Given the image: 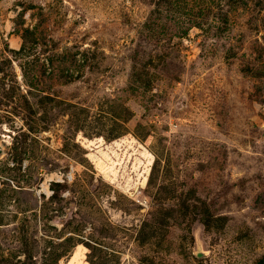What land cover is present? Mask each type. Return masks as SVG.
Listing matches in <instances>:
<instances>
[{
	"label": "rangeland",
	"instance_id": "rangeland-1",
	"mask_svg": "<svg viewBox=\"0 0 264 264\" xmlns=\"http://www.w3.org/2000/svg\"><path fill=\"white\" fill-rule=\"evenodd\" d=\"M0 148V264H264V0H0Z\"/></svg>",
	"mask_w": 264,
	"mask_h": 264
},
{
	"label": "built area",
	"instance_id": "built-area-1",
	"mask_svg": "<svg viewBox=\"0 0 264 264\" xmlns=\"http://www.w3.org/2000/svg\"><path fill=\"white\" fill-rule=\"evenodd\" d=\"M71 179L70 175H63L61 173H56L52 172L50 173L47 181H44L43 185L46 186V190H43L42 185L40 186V189L38 190V193H44L46 197L51 196L54 193L53 188H50L51 184H56V183H63L65 181H69ZM40 193V194H41ZM39 194V195H40Z\"/></svg>",
	"mask_w": 264,
	"mask_h": 264
},
{
	"label": "bare ground",
	"instance_id": "bare-ground-1",
	"mask_svg": "<svg viewBox=\"0 0 264 264\" xmlns=\"http://www.w3.org/2000/svg\"><path fill=\"white\" fill-rule=\"evenodd\" d=\"M103 149V148H102ZM105 152V151H104ZM144 155H145V152L143 153ZM96 155V154H95ZM93 153H91L90 154V157L92 158V160H96V165H97V167H99L100 169H102V171H103V168H105V165H104V161H102V160H99V158H97V156H95ZM100 157V156H99ZM109 158V157H108ZM151 161V159L149 158V162ZM102 163H103V165H102ZM103 167V168H102ZM114 169V168H113ZM144 172H145V170H144ZM145 179H146V177L144 176V179H143V181H142V184H141V186H143V184H144V181H145ZM42 187H43V190H46V186H44V185H42ZM44 187H45V189H44ZM134 190H133V192H135V193H137V191H138V187L136 188V187H134L133 188Z\"/></svg>",
	"mask_w": 264,
	"mask_h": 264
},
{
	"label": "water",
	"instance_id": "water-1",
	"mask_svg": "<svg viewBox=\"0 0 264 264\" xmlns=\"http://www.w3.org/2000/svg\"><path fill=\"white\" fill-rule=\"evenodd\" d=\"M0 154H1V148H0Z\"/></svg>",
	"mask_w": 264,
	"mask_h": 264
}]
</instances>
